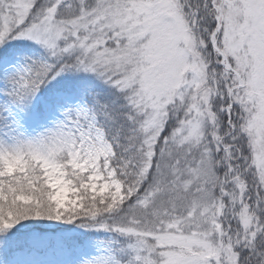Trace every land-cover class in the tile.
Listing matches in <instances>:
<instances>
[{
	"label": "snow or ice",
	"instance_id": "6c2138e0",
	"mask_svg": "<svg viewBox=\"0 0 264 264\" xmlns=\"http://www.w3.org/2000/svg\"><path fill=\"white\" fill-rule=\"evenodd\" d=\"M0 264H264V0H0Z\"/></svg>",
	"mask_w": 264,
	"mask_h": 264
}]
</instances>
